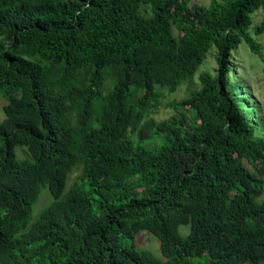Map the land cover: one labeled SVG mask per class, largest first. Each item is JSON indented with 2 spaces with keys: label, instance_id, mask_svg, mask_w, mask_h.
I'll use <instances>...</instances> for the list:
<instances>
[{
  "label": "trees",
  "instance_id": "trees-1",
  "mask_svg": "<svg viewBox=\"0 0 264 264\" xmlns=\"http://www.w3.org/2000/svg\"><path fill=\"white\" fill-rule=\"evenodd\" d=\"M259 9L256 35L264 0H0V264H264V135L230 82Z\"/></svg>",
  "mask_w": 264,
  "mask_h": 264
},
{
  "label": "rangeland",
  "instance_id": "rangeland-1",
  "mask_svg": "<svg viewBox=\"0 0 264 264\" xmlns=\"http://www.w3.org/2000/svg\"><path fill=\"white\" fill-rule=\"evenodd\" d=\"M211 0H191L192 3L209 5ZM263 18L262 9L257 10L253 14V25L250 28V32L254 38L261 44L264 54V32L260 35L254 33L255 27L261 23ZM176 34L179 32L175 29ZM217 47L213 46L208 52L205 61L199 67L197 73L190 81H185L176 92H168L166 89H162L163 98L162 105L153 113V117L157 120L167 119L176 113L174 107L170 105L171 102L181 100L188 97L191 94L192 89L199 88L201 86L199 75L204 71H210L214 75L217 74L218 62H217ZM231 84L237 86L239 92L237 93V100L242 105L240 106L242 112L246 115V118L250 122L255 119V132L259 135H264V60L253 53L245 42L232 54V72L230 75ZM8 99L0 95V121L4 118V106L8 103ZM184 107H188L184 105ZM248 110V111H247ZM252 115V116H250ZM257 125V126H256ZM16 152L19 157H30V153L26 147L17 146ZM245 164L255 172V169L250 165L247 160H244ZM81 172L80 167H76L73 173L70 175L68 188L74 182L77 175ZM53 199L49 189L44 187L39 200L34 206V215H38L41 210L46 207ZM264 199V194L259 200ZM190 225H181L180 231L187 235L190 232ZM136 246L140 250H147L158 258H164L161 250V241L159 237L151 233L147 229L140 230L136 235ZM205 261V258L195 259V261Z\"/></svg>",
  "mask_w": 264,
  "mask_h": 264
},
{
  "label": "clouds",
  "instance_id": "clouds-1",
  "mask_svg": "<svg viewBox=\"0 0 264 264\" xmlns=\"http://www.w3.org/2000/svg\"><path fill=\"white\" fill-rule=\"evenodd\" d=\"M5 114V113H4ZM250 116H252V115H250ZM248 119H249V117H248ZM255 120V119H254ZM255 122L256 121H252V122H250V123H253V124H255ZM257 126V125H256ZM256 133V132H255ZM23 147H26V146H23ZM27 148V147H26ZM30 153V152H29ZM30 157H31V154H30ZM26 158H28V157H26Z\"/></svg>",
  "mask_w": 264,
  "mask_h": 264
}]
</instances>
